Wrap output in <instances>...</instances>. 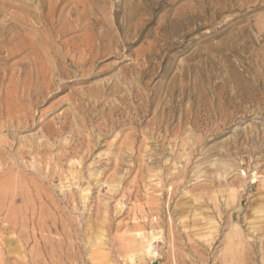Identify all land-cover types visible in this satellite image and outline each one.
<instances>
[{
	"label": "rangeland",
	"instance_id": "374dc122",
	"mask_svg": "<svg viewBox=\"0 0 264 264\" xmlns=\"http://www.w3.org/2000/svg\"><path fill=\"white\" fill-rule=\"evenodd\" d=\"M0 126V264H264V0H0Z\"/></svg>",
	"mask_w": 264,
	"mask_h": 264
},
{
	"label": "bare ground",
	"instance_id": "6f19581e",
	"mask_svg": "<svg viewBox=\"0 0 264 264\" xmlns=\"http://www.w3.org/2000/svg\"><path fill=\"white\" fill-rule=\"evenodd\" d=\"M82 56V55H81ZM79 62V61H78ZM77 66V65H76ZM1 127V126H0ZM36 150V149H35ZM18 166V165H17ZM99 173V172H98ZM107 173V172H106ZM105 175V174H104ZM83 176H84V174H83ZM95 176V175H94ZM49 177V176H48ZM46 181V180H45ZM80 184V183H79ZM92 186V185H91ZM22 198V197H21ZM24 200V199H23ZM58 201V200H57ZM59 206V205H58ZM260 213V212H259ZM258 214V213H257ZM44 215V214H43ZM140 241V240H139ZM143 243L145 244V245H142V244H136V246H135V250H134V252L135 253H142V252H145L146 254H148L149 256H157L153 251H151V247H150V245L148 244V243H146V242H144L143 241ZM131 254V253H130ZM129 254V255H130ZM128 255V256H129ZM130 256H132V254L130 255ZM131 259V258H130ZM140 260V259H139ZM132 261V260H131Z\"/></svg>",
	"mask_w": 264,
	"mask_h": 264
}]
</instances>
